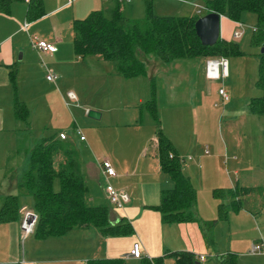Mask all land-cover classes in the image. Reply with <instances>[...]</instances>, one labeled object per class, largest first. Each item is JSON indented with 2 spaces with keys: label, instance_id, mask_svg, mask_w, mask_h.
Listing matches in <instances>:
<instances>
[{
  "label": "crops",
  "instance_id": "obj_1",
  "mask_svg": "<svg viewBox=\"0 0 264 264\" xmlns=\"http://www.w3.org/2000/svg\"><path fill=\"white\" fill-rule=\"evenodd\" d=\"M79 1L43 0L42 15L35 19L28 16L29 2L26 0H13L8 12H0L1 197L19 192V183L30 164V150L38 140L48 135L45 131L38 132L37 126L41 124L46 130L56 129L53 132L57 134L58 125L53 124L64 122L66 117L68 121L71 114L64 105L63 92L75 90L76 83L80 86L83 65L92 72L91 82L96 81L99 72L104 73L101 63L108 60L102 55L81 57L76 52L74 21L83 18L79 17L81 12L97 5L94 0L93 4L84 7ZM114 2L116 5L118 0L109 1V8L114 6ZM102 8L105 7L102 5ZM225 18L228 17L222 16V35ZM231 22L237 23L233 20ZM33 40L54 43L58 49L41 52L33 47ZM152 61L160 65L150 71L149 62ZM162 63L159 58H151L147 63V77L165 74ZM230 66L228 60V74ZM50 70L57 75L56 81L47 79ZM116 73L121 75L118 71ZM190 83L192 85V82ZM69 94L75 99L79 96V92L77 95L74 92ZM18 101L27 106V131L22 128L24 121L19 119L16 112ZM139 101L143 99L139 98ZM96 108L101 112L100 119H103L107 109ZM83 132L86 140L82 141L74 135V141L82 155V169L91 190V203L108 205L113 225L126 217L132 222L134 232L122 236H105L97 228L90 227L73 229L67 234L47 238H38L33 233L24 235L21 224L26 211L31 210L30 198L29 203H22L23 209L18 220L0 224V264H87L91 259L119 256L125 258V264H133V261L138 260H141V264H178L173 252H192L196 257V264H221L220 257L227 253L237 255V264H264V254L251 251L253 244H264V178L260 179L251 166L243 167L238 157L230 160L226 155L225 163L234 171L227 173L225 168H222L224 178L221 176L220 183L216 186L226 190L240 186L242 193L237 198L241 197L243 202L239 208H230L228 217L219 220L210 229L207 224L218 218L220 203L230 204L233 199L229 195L217 198L215 190L214 195L209 194L202 199L195 180L196 175L202 174L201 159L210 157V149L207 146L209 153L205 152L199 158L190 159L189 155L186 157L188 161L185 159L183 172L197 190V204L193 208L196 220L164 223L160 211L152 207L160 204L163 192L172 189L174 181L170 174L162 169L157 133L148 137L144 136L143 129L121 130L115 134L107 130L94 131L92 134ZM169 138L181 155L178 146L181 143H177L173 135ZM150 139H153L155 146L148 159L140 165L139 159L138 164L133 165L132 161L139 157L138 154L142 153L146 144L148 147ZM137 144L141 146L138 154L135 147ZM224 145L226 147V142ZM181 146L184 150H189L187 146ZM104 159H109L117 171V175L110 178V182L129 195V200L122 208L112 205L106 197L105 179L101 170ZM252 195H255L253 201ZM28 198L24 197L23 201H28ZM149 211L154 213L150 214L152 221L149 228L158 229L159 237L156 233L151 235L155 244L153 249L141 241L146 254L143 258H136L131 255V250L138 241L136 237L144 239L140 222L149 215ZM133 220L138 229V236H135L136 227ZM178 233L180 239L185 240V245H177ZM210 237L213 239L212 243L208 241ZM207 253L209 255H206ZM201 255H205L206 260L202 261Z\"/></svg>",
  "mask_w": 264,
  "mask_h": 264
},
{
  "label": "rangeland",
  "instance_id": "obj_2",
  "mask_svg": "<svg viewBox=\"0 0 264 264\" xmlns=\"http://www.w3.org/2000/svg\"><path fill=\"white\" fill-rule=\"evenodd\" d=\"M109 1L112 0H95L97 4L95 8L84 10L79 17L84 18L97 9H104L109 14L113 9L109 8ZM118 2L121 4L124 15L135 20L145 19L148 8L161 17L196 16L198 14L203 16L212 12L207 6V0H133L132 3L118 0ZM93 3L94 0L79 1V4L84 7ZM102 5L105 8H102ZM236 22L225 18L222 28L224 35L221 34L220 37L239 43L242 51L240 54L227 57L231 64L228 75H224L221 69L219 77L206 76L205 66L207 67L210 58L205 56L162 63V70L166 73L156 74V77L145 75L134 78L123 77L116 73L118 66L115 61H106L101 63L104 73L99 72L95 82L90 81L92 72L83 65L80 72L82 77L80 86L76 83L75 90L63 92L64 105L71 115L68 121L66 117L64 122L53 124L58 125L57 135H60L62 131L69 139L74 140V129L80 127L86 134L106 130L115 134L121 130L143 129L144 136L149 137L157 133L158 126L161 124L164 133H168L169 137L173 135L177 143L189 148V150H184L178 144L183 159L188 158L189 155H191L189 157L199 158L207 152V146L209 147L211 155L201 159L202 174L196 175L195 180L202 199L209 194L214 195L221 176L224 178L222 168H225L227 173H233L234 170H231L225 163L227 157L230 160L238 157L243 167L251 166L252 171L263 179L264 115L253 114L249 104L254 97L262 94L257 86V80L264 40L254 41L258 37V33L254 31V28L258 26L256 13L247 11L241 15V21ZM235 31H242L241 36L235 37ZM151 58H154V55H147L144 59L147 61ZM159 65L153 61L149 62V70L153 71V68ZM221 89L228 94L227 101L220 94ZM76 90L79 96L75 99L69 92L77 95ZM139 98L143 101H139ZM152 100L157 106L156 114L148 108ZM57 106L60 109V105L57 104ZM96 107L107 109L103 119L88 116L89 109L99 111ZM37 127L38 132L45 131L48 135L56 133L53 132L56 129L46 130L41 124ZM22 128L27 131L25 121ZM149 141L147 142L148 147L146 144L141 154H138L141 149L140 144L135 146L139 157L132 161L133 165H137L139 159V165L148 159L155 146L153 139ZM224 142H226V147ZM234 177L237 176L234 175ZM262 184L264 185V181ZM229 196L233 200L236 198L231 194ZM254 197L255 195H252V201ZM26 202H30V197L28 201H24V204ZM29 205L33 209L32 199ZM149 212V215L140 222V230L144 234L143 240L139 238L138 229L133 220L136 227L135 236H138L136 243L140 244L142 258L145 257L146 251L141 241L146 242L153 249L155 244H153L151 235L156 233L159 237L158 229L149 228L152 221L150 214H154L152 211ZM184 241L180 239V233H178L177 245H185ZM133 264H141V260L133 261Z\"/></svg>",
  "mask_w": 264,
  "mask_h": 264
},
{
  "label": "trees",
  "instance_id": "obj_3",
  "mask_svg": "<svg viewBox=\"0 0 264 264\" xmlns=\"http://www.w3.org/2000/svg\"><path fill=\"white\" fill-rule=\"evenodd\" d=\"M13 0H0V12H8ZM210 11L223 14L233 21H241V15L251 11L258 16L255 42L264 40V0H207ZM108 14L103 9L91 11L86 17L76 19L73 24L75 48L79 56L102 55L108 61H115L118 71L127 78L147 76L145 56L154 55L163 63L195 56L228 57L242 53L239 43L219 39L213 46L202 44L196 32V16L155 15L150 8L143 20L126 17L120 2ZM43 12V0L29 2L28 16L38 18ZM264 45V42L262 43ZM15 73V72H13ZM15 80V74L12 76ZM153 79V78H152ZM257 86L262 91L249 104L253 114L264 115V53L261 54ZM157 113L154 100L148 104ZM20 120L27 121V106L16 103ZM158 150L162 169L169 173L174 187L165 190L161 202L152 208L162 214L164 223L189 222L196 220L194 207L197 204V190L190 178L183 172V159L171 139L164 133L161 124L157 131ZM171 155H173L171 157ZM58 179V180H57ZM236 188V189H235ZM230 190L216 188L215 196L225 198L236 196L230 204L220 203L219 216L207 227H212L228 217L230 208H239L243 200L242 188ZM33 200V209L38 214L34 234L38 238L61 236L73 229L95 227L105 236H122L134 232V226L126 217L113 225L110 207L106 204H92L91 190L82 169V155L74 140L62 139L51 134L42 137L30 150V164L19 183V192L0 196V224L16 221L23 209V198ZM213 242V239H208ZM178 264H196L192 252H173ZM124 257L91 259L87 264H125ZM221 264H237V255L227 253L220 257Z\"/></svg>",
  "mask_w": 264,
  "mask_h": 264
},
{
  "label": "built area",
  "instance_id": "obj_4",
  "mask_svg": "<svg viewBox=\"0 0 264 264\" xmlns=\"http://www.w3.org/2000/svg\"><path fill=\"white\" fill-rule=\"evenodd\" d=\"M30 2L31 0H26ZM130 2L131 0H123ZM200 11V10H199ZM241 25V24H238ZM257 28H254V31H256ZM242 34V31H235V37H240ZM33 47L36 48L37 50L41 52H52V51H57V46L54 43L47 42L45 40H33ZM223 69L224 75H228V60L226 57H216V58H210L208 59V65L206 67V75L210 78H215L220 76V70ZM47 79L51 81H56L57 80V75L52 72L51 70L48 71L47 74ZM220 94L223 95L224 99L227 101L229 96L226 94V92L221 89ZM75 135L79 137L80 140L84 141L86 140V136L84 135V132L82 128L76 127L74 129ZM60 137L62 139L68 138L67 134L64 132L60 133ZM207 153L209 151L207 150ZM173 155H171L172 157ZM190 159L192 157H189ZM101 170L103 173V177L105 179V192H106V197L108 201L112 204L115 205L116 207L122 208L129 200V195L118 188H116L111 182L110 178L115 177L117 175V171L115 167L113 166L112 162L109 159H104L101 163ZM38 220V215L34 210H28L25 213V217L22 221L21 227L24 235H29L34 232V229L36 227ZM253 253H258V254H264V244L263 243H255L252 246ZM131 255H133L136 258H141L142 251L139 243H135L133 249L131 250ZM200 259L202 261L206 260L205 255H201Z\"/></svg>",
  "mask_w": 264,
  "mask_h": 264
},
{
  "label": "water",
  "instance_id": "obj_5",
  "mask_svg": "<svg viewBox=\"0 0 264 264\" xmlns=\"http://www.w3.org/2000/svg\"><path fill=\"white\" fill-rule=\"evenodd\" d=\"M221 23L222 15L217 12L207 13L197 19L195 24L196 32L203 45L213 46L217 43L221 37ZM261 51L264 53V45ZM88 116L100 119L101 112L89 110Z\"/></svg>",
  "mask_w": 264,
  "mask_h": 264
}]
</instances>
